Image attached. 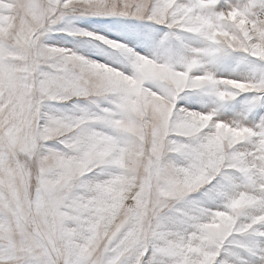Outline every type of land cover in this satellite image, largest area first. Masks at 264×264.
Returning a JSON list of instances; mask_svg holds the SVG:
<instances>
[{"label": "snow or ice", "instance_id": "snow-or-ice-1", "mask_svg": "<svg viewBox=\"0 0 264 264\" xmlns=\"http://www.w3.org/2000/svg\"><path fill=\"white\" fill-rule=\"evenodd\" d=\"M0 264H264V0H0Z\"/></svg>", "mask_w": 264, "mask_h": 264}]
</instances>
